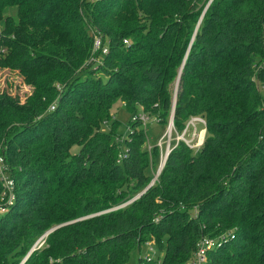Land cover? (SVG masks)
Instances as JSON below:
<instances>
[{"label":"trees","instance_id":"obj_1","mask_svg":"<svg viewBox=\"0 0 264 264\" xmlns=\"http://www.w3.org/2000/svg\"><path fill=\"white\" fill-rule=\"evenodd\" d=\"M10 9L0 67L39 75L23 103L0 92L15 193L0 264H126L147 240L138 264H187L218 236L207 264H264V0H0ZM95 35L106 52L91 62ZM180 69L173 127L199 116L204 141L173 142L149 185L161 147L139 120L119 136L111 107L168 124Z\"/></svg>","mask_w":264,"mask_h":264},{"label":"rangeland","instance_id":"obj_2","mask_svg":"<svg viewBox=\"0 0 264 264\" xmlns=\"http://www.w3.org/2000/svg\"><path fill=\"white\" fill-rule=\"evenodd\" d=\"M5 11H6V8L3 9V12ZM8 15L10 16V18H8V16L4 17V15L0 14V34H2V28H4L5 30L6 27L7 28L9 27L8 25L9 23L16 24L18 22V19L15 16V9H10L8 11ZM101 41H102L101 37H99L98 35L94 36V48H93L94 54L89 59L91 62L97 61L98 56H96L97 55L96 53H98L101 50H102V53L106 52V49L103 48L104 46L102 45ZM12 57H14V55H13V52L9 48L2 49L0 53V60L12 58ZM38 75H39L38 72L32 73L25 67H11L9 65L0 67V92H3V91L7 92L8 94H11L12 96L17 97L20 103H23L25 102L26 98L30 96V94L32 93L34 89V81L37 80ZM175 86H176V82L172 84V90H175ZM260 92L264 98V84H261ZM111 115H112V118H111L112 120L114 119L119 122V127L117 130L118 135L121 137L126 136L127 133L129 132L131 118L134 114L132 115L130 112H128L125 109L124 104L122 102L117 101L111 107ZM147 115L149 118H154L150 116L149 114ZM102 126L104 130H107L108 127H107L106 122L103 123ZM142 127L146 129L147 131V136H146L147 149L150 150L153 144H157L158 146L161 147V150H162L161 155L165 154V148H166V142H167L166 133H167L168 124H163L155 120H151L147 124H142ZM202 127H204L203 124H200V123L197 124L198 129H201ZM171 137H172L171 140L175 138V131L173 129H172ZM173 142L174 141H172L171 144H173ZM77 150H78V146H73L71 149V152H75ZM2 152H3V149H2ZM160 162L161 160L159 156L158 163L154 165L151 169L152 170L151 173L153 175L156 174L159 168ZM155 168L156 170H154ZM5 202H6L5 199H1L2 204H4ZM124 204H121L120 206ZM115 208L117 207H114L112 209H115ZM84 218L85 217L78 218L76 220H71V221L51 227L43 234L41 238H39L34 243L29 253L35 249L40 248L43 245L48 233H50L55 227L57 228L61 225L72 223V222H75L77 220H81ZM226 233H222V234H226ZM218 237H207V238H211L215 242L218 239ZM155 252H156V248L154 246V241L147 240L139 248H135L130 252V257L126 264H138V260L140 257H144L150 254L154 255ZM23 261L24 259L21 260L20 264H22Z\"/></svg>","mask_w":264,"mask_h":264},{"label":"built area","instance_id":"obj_3","mask_svg":"<svg viewBox=\"0 0 264 264\" xmlns=\"http://www.w3.org/2000/svg\"><path fill=\"white\" fill-rule=\"evenodd\" d=\"M132 120H139L142 124H147L151 120L158 122L156 118H149L147 113L140 111L137 115L134 114ZM203 124L201 129L197 128V124ZM172 129L175 131V138L171 140ZM168 150H171V143L175 144L180 141L184 142L187 146L193 149H198L205 137V121L199 116L190 117L185 127L177 132L174 127L170 128V131L166 133ZM165 135V136H166ZM174 144V145H175ZM173 147V146H172ZM166 151V148H165ZM163 159V158H162ZM0 183L2 185L1 198H0V213L5 212L15 199L14 193V181L7 174V166L5 160L0 156ZM1 199H5L4 204L1 203ZM215 242L211 238L204 237L196 245V249L192 259L187 264H207V253L214 247Z\"/></svg>","mask_w":264,"mask_h":264},{"label":"water","instance_id":"obj_4","mask_svg":"<svg viewBox=\"0 0 264 264\" xmlns=\"http://www.w3.org/2000/svg\"><path fill=\"white\" fill-rule=\"evenodd\" d=\"M181 69H182V66H181ZM181 69H180V72H179L177 80H176V86H175V90H174L173 109H172L171 116H170V119H169V122H168L167 132H169L170 128L173 126L174 105L176 103V95H177V91H178V84H179V80H180ZM169 152H170V150H168V146L166 145V151H165L164 157H163L162 161L160 162L159 168H158L153 180L151 181V183L149 185H152L153 182L155 181V179L157 178L158 174L160 173L161 169L163 168V165H164V163L166 161V158H167ZM138 196L139 195H137L136 197H138Z\"/></svg>","mask_w":264,"mask_h":264}]
</instances>
